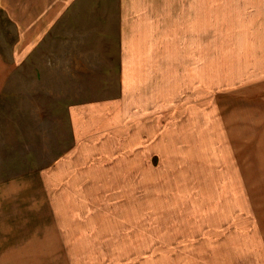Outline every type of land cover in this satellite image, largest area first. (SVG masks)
<instances>
[{"label":"rangeland","instance_id":"1","mask_svg":"<svg viewBox=\"0 0 264 264\" xmlns=\"http://www.w3.org/2000/svg\"><path fill=\"white\" fill-rule=\"evenodd\" d=\"M47 1H0V264H264V0Z\"/></svg>","mask_w":264,"mask_h":264},{"label":"crops","instance_id":"2","mask_svg":"<svg viewBox=\"0 0 264 264\" xmlns=\"http://www.w3.org/2000/svg\"><path fill=\"white\" fill-rule=\"evenodd\" d=\"M1 1V0H0ZM69 2H70V0H61L60 2H58L57 4H56V6L58 5V8H60V9H57L56 10V8H55V4H54V1L53 0H50V1H47L46 3H45V5H44V9H43V11H41L40 13L41 14H43V15H50V16H52V18L51 17H49V19H48V23L50 24L51 23V21H52V24H54V22H55V18H56V16H58V15H62L64 12H65V10H66V8L68 7V4H69ZM158 4L161 6V1H159L158 2ZM162 5L164 6V5H166L165 4V2H162ZM31 6H32V2L30 3V8H31ZM151 14V16H153L152 15V13H150ZM164 19H166V18H164ZM38 23H35V24H32V26H30V29L31 30H36L37 31V25ZM165 25H166V22H164V25L163 24H161V28L163 29V30H165ZM49 27H44V25L43 26H40V28L38 29L39 31H43L44 29H48ZM34 36V35H33ZM161 41V40H160ZM18 46H19V43H18ZM161 45L159 44V43H157L156 42V47H160ZM159 50V49H158ZM138 55V54H137ZM157 55H159L158 54V52L156 51V50H153V51H151V52H148L147 53V56H149V57H151V58H153L154 60H156L158 63H161V59L160 58H157ZM148 73V72H147Z\"/></svg>","mask_w":264,"mask_h":264}]
</instances>
